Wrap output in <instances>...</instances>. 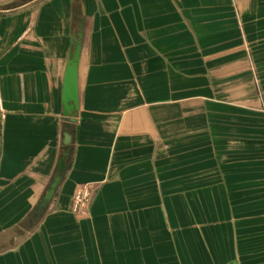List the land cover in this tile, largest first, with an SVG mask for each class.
<instances>
[{
    "label": "crops",
    "instance_id": "crops-1",
    "mask_svg": "<svg viewBox=\"0 0 264 264\" xmlns=\"http://www.w3.org/2000/svg\"><path fill=\"white\" fill-rule=\"evenodd\" d=\"M0 264H264V0H0Z\"/></svg>",
    "mask_w": 264,
    "mask_h": 264
},
{
    "label": "water",
    "instance_id": "water-1",
    "mask_svg": "<svg viewBox=\"0 0 264 264\" xmlns=\"http://www.w3.org/2000/svg\"><path fill=\"white\" fill-rule=\"evenodd\" d=\"M79 60L78 48L72 53L66 66V71L64 74L63 89H62V107L63 114L65 116L71 117L73 115L72 111L77 109V64ZM62 159L59 160L57 164L58 170H62L64 165ZM60 174L54 176L52 179L46 194L44 196V202L49 201L53 192L59 182Z\"/></svg>",
    "mask_w": 264,
    "mask_h": 264
},
{
    "label": "built area",
    "instance_id": "built-area-1",
    "mask_svg": "<svg viewBox=\"0 0 264 264\" xmlns=\"http://www.w3.org/2000/svg\"><path fill=\"white\" fill-rule=\"evenodd\" d=\"M84 200L85 199L83 196L77 195L75 197V209H79L82 206V204L84 203Z\"/></svg>",
    "mask_w": 264,
    "mask_h": 264
}]
</instances>
